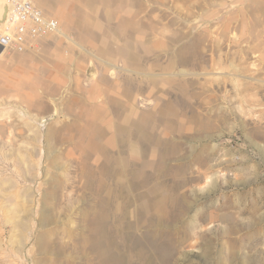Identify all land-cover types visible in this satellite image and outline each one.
Returning <instances> with one entry per match:
<instances>
[{
    "label": "rangeland",
    "instance_id": "rangeland-1",
    "mask_svg": "<svg viewBox=\"0 0 264 264\" xmlns=\"http://www.w3.org/2000/svg\"><path fill=\"white\" fill-rule=\"evenodd\" d=\"M33 1L60 30L0 54V264H264V0Z\"/></svg>",
    "mask_w": 264,
    "mask_h": 264
},
{
    "label": "built area",
    "instance_id": "built-area-1",
    "mask_svg": "<svg viewBox=\"0 0 264 264\" xmlns=\"http://www.w3.org/2000/svg\"><path fill=\"white\" fill-rule=\"evenodd\" d=\"M7 5L8 16L0 24V49L24 51L41 37L60 30L57 19L44 13L33 0H2Z\"/></svg>",
    "mask_w": 264,
    "mask_h": 264
},
{
    "label": "bare ground",
    "instance_id": "bare-ground-1",
    "mask_svg": "<svg viewBox=\"0 0 264 264\" xmlns=\"http://www.w3.org/2000/svg\"><path fill=\"white\" fill-rule=\"evenodd\" d=\"M8 7H7V5L6 4H4L3 3V1L2 0H0V24L1 23H5L6 22V20H7V16H8ZM1 53H6V52H1ZM0 53V54H1ZM118 170V169H117ZM126 170H122V171H116V173H114L113 175H114V179H115V182H117V184H120V182H122L123 181V178H124V176H126L127 175V172H125ZM123 186H124V184H122ZM126 186H125V188L127 189V188H129L130 189V187H131V181H127V183L125 184ZM116 187V186H115ZM117 187H119V186H117ZM118 189V188H117ZM117 189H115L114 190V198H115V200L116 201H119V199L123 196V192H125V191H123V192H121L119 189L117 190ZM143 247V246H142ZM147 247V246H146ZM145 246H144V248H146ZM137 249V248H136ZM142 249V248H141ZM139 250V249H138ZM148 251V250H147ZM146 251V252H147ZM139 252H140V250H139ZM142 252V251H141ZM145 252V251H144ZM139 254V253H138ZM137 254V255H138ZM139 256V255H138ZM143 256V255H142ZM140 257V256H139ZM148 257V256H147ZM150 258V257H149ZM152 260H150L149 262H151ZM153 263V262H152Z\"/></svg>",
    "mask_w": 264,
    "mask_h": 264
},
{
    "label": "water",
    "instance_id": "water-1",
    "mask_svg": "<svg viewBox=\"0 0 264 264\" xmlns=\"http://www.w3.org/2000/svg\"><path fill=\"white\" fill-rule=\"evenodd\" d=\"M2 52V49H0V53Z\"/></svg>",
    "mask_w": 264,
    "mask_h": 264
}]
</instances>
